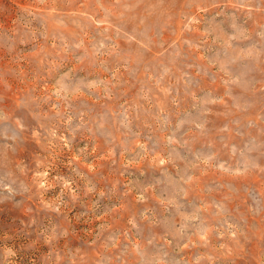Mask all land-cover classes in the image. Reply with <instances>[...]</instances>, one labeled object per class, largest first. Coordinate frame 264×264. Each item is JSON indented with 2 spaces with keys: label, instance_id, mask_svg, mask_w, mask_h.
Segmentation results:
<instances>
[{
  "label": "rangeland",
  "instance_id": "obj_1",
  "mask_svg": "<svg viewBox=\"0 0 264 264\" xmlns=\"http://www.w3.org/2000/svg\"><path fill=\"white\" fill-rule=\"evenodd\" d=\"M0 264H264V0H0Z\"/></svg>",
  "mask_w": 264,
  "mask_h": 264
}]
</instances>
